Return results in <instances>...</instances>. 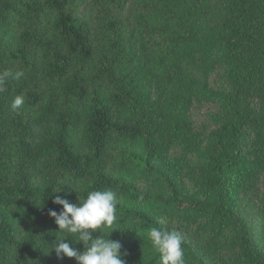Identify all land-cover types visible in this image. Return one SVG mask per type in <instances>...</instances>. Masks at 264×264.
Instances as JSON below:
<instances>
[{"label":"trees","instance_id":"1","mask_svg":"<svg viewBox=\"0 0 264 264\" xmlns=\"http://www.w3.org/2000/svg\"><path fill=\"white\" fill-rule=\"evenodd\" d=\"M86 1L0 0V264H77L52 250V201L108 188L117 222L96 234L110 231L125 264H158L147 233L164 215L228 233L235 264H264L230 198L264 174L244 147L250 133L264 151V0H91L94 18L77 20ZM217 67L230 91L202 78ZM202 99L222 116L193 138L188 112ZM176 142L197 168L168 157ZM182 246L185 264H205Z\"/></svg>","mask_w":264,"mask_h":264},{"label":"rangeland","instance_id":"2","mask_svg":"<svg viewBox=\"0 0 264 264\" xmlns=\"http://www.w3.org/2000/svg\"><path fill=\"white\" fill-rule=\"evenodd\" d=\"M219 4L223 7L222 1ZM219 8L220 6H218V11L220 10ZM95 12L96 8L93 6L92 1L87 0L75 17L77 20H81L84 17L94 18ZM94 23L90 21V26L94 27ZM202 78L205 79L207 85L211 88L227 91L232 89L231 83L225 77L224 70L221 67L215 68L206 76L203 75ZM219 115L222 116V112L216 103L204 99L193 102L188 112L193 138L196 136L195 134L202 138L208 135L218 124ZM244 147L248 152L259 154V157L262 155L264 158L263 148H256L250 133H246L245 135ZM168 157L185 158L190 168H197L201 163L197 154L187 152L181 142H176L172 145L168 150ZM185 180L187 192H195L192 178L186 175ZM226 189L228 190V188ZM230 198L232 206L248 227L255 244L264 252V174L260 176L258 182L254 183V181L249 180L247 187H239L231 191ZM164 216L162 217L167 223L173 224L179 229L184 239L198 253L205 264H235L233 250L229 245L230 235L228 233L213 236L199 221L192 222L191 220H184L177 216Z\"/></svg>","mask_w":264,"mask_h":264},{"label":"clouds","instance_id":"3","mask_svg":"<svg viewBox=\"0 0 264 264\" xmlns=\"http://www.w3.org/2000/svg\"><path fill=\"white\" fill-rule=\"evenodd\" d=\"M20 75V74H17ZM24 104L22 96H16L11 103L13 110H18ZM78 203L71 204L66 199L56 196L53 203L62 206L58 213L49 210L48 215L54 219L58 232L62 237L57 238L51 246L58 259L74 258L77 264H125L121 252V244L107 236L98 235L101 228L111 229L117 222V193L108 188L88 191L83 198L77 197ZM138 200L142 201L143 197ZM158 223L160 227L148 229L147 239L153 252L158 255V264H185L183 235L175 229L168 230L163 225V217ZM68 237L73 239L69 240ZM71 242L83 245L78 251L70 246Z\"/></svg>","mask_w":264,"mask_h":264}]
</instances>
